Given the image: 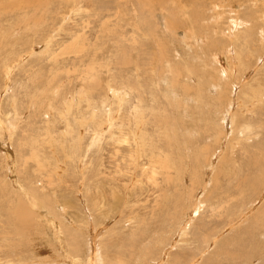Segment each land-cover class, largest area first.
Instances as JSON below:
<instances>
[{
  "label": "rangeland",
  "instance_id": "rangeland-1",
  "mask_svg": "<svg viewBox=\"0 0 264 264\" xmlns=\"http://www.w3.org/2000/svg\"><path fill=\"white\" fill-rule=\"evenodd\" d=\"M263 23L0 0V264H264Z\"/></svg>",
  "mask_w": 264,
  "mask_h": 264
},
{
  "label": "bare ground",
  "instance_id": "bare-ground-1",
  "mask_svg": "<svg viewBox=\"0 0 264 264\" xmlns=\"http://www.w3.org/2000/svg\"><path fill=\"white\" fill-rule=\"evenodd\" d=\"M264 24V23H263ZM234 26V25H233ZM235 28V27H234ZM230 30V29H229ZM231 30H232V28H231ZM231 32V31H230ZM232 36V35H231ZM234 36V35H233ZM232 36V37H233ZM260 41V40H259ZM262 41V40H261ZM264 42V41H263ZM229 49V48H228ZM232 50V49H231ZM231 50H228L229 52L231 51ZM232 54H233V51L231 52ZM231 54V57L233 56ZM233 58V57H232ZM235 58V57H234ZM239 59V58H238ZM236 61V60H235ZM239 61V60H238ZM238 64V63H237ZM258 91H260V90H258ZM263 92H261V94H262ZM257 95H258V93H257ZM256 97H260L259 95L258 96H256ZM258 98H256V99H258ZM261 99H262V97H261ZM256 101H258V100H256ZM261 101V100H260ZM253 102V101H252ZM229 117V116H228ZM263 153H264V151H263ZM164 164V163H163ZM163 164H162V167H163ZM168 168V167H167ZM165 170H166V168H164ZM263 169V168H262ZM211 175V174H210ZM209 177H207V179H208ZM253 184V183H252ZM242 186V185H241ZM250 186V185H249ZM243 187V186H242ZM255 187V186H254ZM243 189H245V188H243ZM31 201H33L32 199H31ZM18 208V207H17ZM14 211H16V210H14ZM21 211V210H20ZM24 213V212H23ZM16 215V214H15ZM26 216H27V213H26ZM25 217V216H24ZM27 218V217H26ZM24 219V218H23ZM54 223H56L55 221H54ZM52 224V223H51ZM55 226V225H54ZM60 228V227H59ZM55 231V230H54ZM56 232V231H55ZM58 232V231H57ZM62 235V234H61ZM63 239V238H62ZM57 241H58V239H57ZM93 242H94V240H93ZM91 248H92V253L91 254H94V252H95V250H96V247L95 246H93V243H91ZM98 260V258H95V255H91L90 257H89V259H88V262H89V264H96L95 263V260Z\"/></svg>",
  "mask_w": 264,
  "mask_h": 264
}]
</instances>
